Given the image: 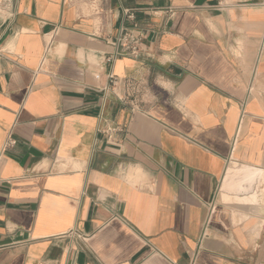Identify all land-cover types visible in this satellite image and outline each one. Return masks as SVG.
I'll list each match as a JSON object with an SVG mask.
<instances>
[{
  "label": "crops",
  "instance_id": "1",
  "mask_svg": "<svg viewBox=\"0 0 264 264\" xmlns=\"http://www.w3.org/2000/svg\"><path fill=\"white\" fill-rule=\"evenodd\" d=\"M262 3L0 0V264H264Z\"/></svg>",
  "mask_w": 264,
  "mask_h": 264
},
{
  "label": "built area",
  "instance_id": "2",
  "mask_svg": "<svg viewBox=\"0 0 264 264\" xmlns=\"http://www.w3.org/2000/svg\"><path fill=\"white\" fill-rule=\"evenodd\" d=\"M262 4L264 5V0ZM126 15L128 19L133 20L132 14H126ZM145 37H146V32L139 29L138 25L135 23H133V25L130 28L121 27L118 31V34L116 35L115 39L112 42V52L105 57V61L108 64H111L115 60L123 57H129L135 60L139 59L142 53L144 52L143 41ZM3 58L4 55L0 51V60ZM43 62H44V58L40 62V66L37 70L38 72L41 71ZM110 79H111V85L113 87L117 86L120 83L116 78H113V76H110ZM125 85L135 90L133 91L132 94H136V92L139 93L137 87H134L131 82L126 80ZM119 100L124 101L123 99H119ZM132 103L134 104H130L131 110H135L137 109V107H139V103L137 102V99L134 98V100H132ZM11 143L12 141L9 139L8 136L3 149L10 146Z\"/></svg>",
  "mask_w": 264,
  "mask_h": 264
}]
</instances>
